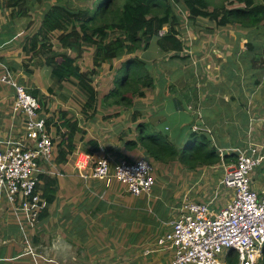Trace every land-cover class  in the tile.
<instances>
[{
	"label": "crops",
	"instance_id": "1",
	"mask_svg": "<svg viewBox=\"0 0 264 264\" xmlns=\"http://www.w3.org/2000/svg\"><path fill=\"white\" fill-rule=\"evenodd\" d=\"M50 2L55 4L52 0ZM43 3L40 5L36 1L34 6L39 5L45 8L46 2ZM34 9L35 7H32V16L36 24L29 31H24L27 20L11 19L10 11L4 8L0 9V79L4 70L8 69L16 75L21 83L31 89H38L40 91V95L37 97L41 107L40 113L49 118H56L53 114L55 111L70 112V108L73 106L70 104L71 107L62 109L59 102L54 104V101L59 97L54 90L52 91L55 80L49 79L47 67L45 72L48 75V81H45L43 85L38 79L40 78L44 82V78L40 77L38 71L37 75L34 73L30 76L23 71L24 58L26 57L23 48L26 38L35 33L41 21L37 14L39 10L34 11ZM153 45L157 46L156 43ZM157 50L148 59L150 73L155 79V86L153 89H148L149 92L146 93L145 98L136 100L145 101L143 103L145 110L137 107L138 109L135 111L140 115L141 121H149L154 124L159 119L158 122H160L165 114L171 117L176 122L171 134L172 139L176 138L175 143H179L181 140L182 143H185L187 136H181L179 131L182 128L186 131L189 123L192 124V127L198 126L205 132L211 133L215 130V133L220 136L219 143L221 145L218 148L225 151L237 147V141L233 139L232 131L238 133L239 142H244V145L245 141L247 143V135L250 137V134L255 131L264 134V110L258 113L249 109V103L264 105V97L262 99L256 96L257 94L264 95V74L259 73L261 84L256 85L257 90L254 95L248 94L247 87L240 84L238 86L239 97H233L229 91L230 97L228 98L226 85H231V79L227 78L225 74L217 81L214 79L219 78L220 65L243 66L241 58H239V62H232V58L225 50L206 53L198 51L200 54H196V51L191 49L190 58L184 61L171 59L169 55L163 54L158 46ZM240 52L243 53L242 50ZM141 55L139 56L141 57ZM127 58L124 57L121 62ZM206 61L208 62L206 63ZM183 62H186L187 66L182 64ZM106 66L108 65H104L103 69ZM83 70L85 69L83 68ZM254 75L252 74V78ZM0 83V149H2L10 141L23 139L24 129L22 118L14 114V111L12 112L15 102L14 89ZM68 84L70 83H63L62 88ZM189 88L190 92H188ZM189 96L192 100L189 99ZM194 105H197V109H193ZM105 109L109 111L107 106L105 108L99 106L95 119L100 117L99 112L105 111ZM113 110L120 116L127 112L123 107L115 106ZM133 114L134 112L130 114L131 123ZM77 115L76 118H78ZM78 120L84 133L76 136V149L62 164L56 162L57 146L61 142V136L53 124L50 127L55 143V157L52 162L41 164V168L44 171L42 175L46 174L58 180L59 190L55 202L48 209L47 216L40 219L36 226L31 227L25 213L15 210L7 201L0 199V264H60L64 263L63 261L68 264H87L86 259L88 257L92 259L95 252L100 254V260L104 264H164L157 257L160 252H155L156 240L170 230V224L175 219V214L183 202L191 199L189 198L191 194L189 195V191L184 190V185H182L178 192L172 193L173 200H170L160 192L169 188L164 186L165 183L162 184L161 190L158 189V177H156V185L151 195L140 197L131 195L125 187L117 182H113L110 187H107L100 180L93 179L91 177L93 164L99 157L108 155L113 163H117L121 159L139 160L141 157L137 158L136 155L143 156L142 158H145V155L143 151H140L141 149L127 151L124 141H122L121 151L104 146L103 143L90 135L88 128L84 127L89 120L85 118H78ZM223 121L224 123L221 124ZM247 122H249V129L246 132L243 131L244 137L242 128L243 123L246 125ZM133 125L136 126L134 123ZM166 129L168 130V127ZM129 133L130 130H127L126 133L124 132V136ZM130 136L134 137L135 134H130ZM120 138L117 137L116 140L119 141ZM249 140L261 145L264 144V135L260 142L254 138H249ZM91 141L100 146L99 152L94 154L89 152L93 150V146L90 145ZM179 146L181 145L179 144ZM232 163L233 161L229 164L224 162L227 167ZM222 167L223 163L221 162L207 168L213 170L217 176V173L222 172L225 175V169ZM260 168L264 169V162L255 172ZM205 169L206 167L202 171ZM157 171L158 163H155V172ZM255 172L254 176L259 173ZM261 173L262 179H259L261 183L255 177L253 178V187L262 194L264 193V171ZM84 175H89V177L85 178ZM223 178L216 180L209 193L202 192L199 195L202 197L201 200L205 201L203 196H209L210 199L213 193L217 194L222 189L225 195H230L229 201L232 193L231 190L225 189L221 185ZM191 200L195 202L196 198ZM214 200L213 198L207 203L214 202ZM224 205L215 207L214 203L213 208L219 209ZM27 246L30 247L29 250ZM137 250L141 253L136 254ZM125 257L126 260L123 261L122 259Z\"/></svg>",
	"mask_w": 264,
	"mask_h": 264
},
{
	"label": "trees",
	"instance_id": "2",
	"mask_svg": "<svg viewBox=\"0 0 264 264\" xmlns=\"http://www.w3.org/2000/svg\"><path fill=\"white\" fill-rule=\"evenodd\" d=\"M36 1L41 5L46 2L45 8L39 15L41 21L38 29L34 34L27 35L23 50L26 55H33L30 59L44 58L43 64L51 68L59 85L73 83L78 87L84 95L82 113L86 120H92L97 114L96 105L101 92L93 83L104 65L109 64L112 69V63L128 57L116 71L118 76L114 88L103 95V100L109 107L132 109L136 99L145 98L148 89L155 86L149 64L139 54L147 52L152 43H156L160 51L171 59L188 60L191 46L185 42L184 26L188 23L197 25L199 20L215 23L218 28L237 25L249 31L247 36L241 38L245 40L246 51L239 55L247 70L255 71V85L261 84L258 76L259 73L264 74V0H222L220 4H214L212 0H90L91 7L87 8L52 4L51 0H0V9L10 11L11 19L27 20L24 31H29L36 24L32 16ZM253 30H261L260 37L254 38ZM58 47L62 50H57ZM234 52L237 53L236 50ZM89 56L92 68L83 70L79 62ZM232 62L236 60L232 59ZM24 67L28 76L33 74L27 64L24 63ZM232 74L236 75L234 70ZM28 91L34 97L40 95L36 88H28ZM194 108L197 109V105ZM55 116L50 117L47 124L49 127L53 124L61 136L56 162L62 164L75 151L76 136L84 131L78 118H70L69 111L59 110ZM115 116L119 117L120 114L116 113ZM132 123L136 125L134 133L130 132L120 139L124 141L127 151L141 149L151 162L171 166L177 162L183 166L188 164L187 170L193 172L222 162L218 148L221 145L220 136L215 130L211 133L202 130L195 132L189 123L186 131L182 127L180 131L181 136H187L185 143L181 140L178 143L181 146L176 147V138L171 139L170 134L156 130L149 121H141L138 113L133 114ZM248 123H243V136V131L249 129ZM232 134L237 147H247L248 140L244 145V142H239L238 133L232 131ZM90 145L93 150L89 152L94 154L100 151V146L95 142L91 141ZM234 157L232 152H227L224 160L229 164L235 160ZM40 181L38 189L45 201L40 215L42 219L56 200L59 183L56 178L46 174L40 176ZM226 260L228 264H238L233 251L227 254ZM260 263L264 264V248Z\"/></svg>",
	"mask_w": 264,
	"mask_h": 264
},
{
	"label": "built area",
	"instance_id": "3",
	"mask_svg": "<svg viewBox=\"0 0 264 264\" xmlns=\"http://www.w3.org/2000/svg\"><path fill=\"white\" fill-rule=\"evenodd\" d=\"M1 82L15 91L14 114L23 120L24 137L0 149V199L25 213L28 224L36 226L45 207L38 189L44 172L41 164L55 157V143L47 122L40 113L37 97L10 70L5 69ZM193 131H200L198 126ZM227 152L234 161L225 166ZM225 175L221 185L231 190V198L221 208L213 202L185 201L170 224V230L156 240L157 251H174L170 264H228L230 251L238 264H258L264 248V193L253 187L252 175L264 162V144L252 140L247 147L219 149ZM155 167L147 158L121 159L113 163L108 155L93 164L91 177L107 187L113 182L135 196H150L156 185ZM87 178L89 175H84Z\"/></svg>",
	"mask_w": 264,
	"mask_h": 264
},
{
	"label": "rangeland",
	"instance_id": "4",
	"mask_svg": "<svg viewBox=\"0 0 264 264\" xmlns=\"http://www.w3.org/2000/svg\"><path fill=\"white\" fill-rule=\"evenodd\" d=\"M52 1L55 4H57V3L67 4V5H70L71 7H79V8L91 7L90 0H52ZM212 1L214 4H220L222 2V0H212ZM33 7H35L34 11L39 10V11H37L38 15H40V13H42L44 11V8L42 6L35 5ZM185 26H184V30H186L185 39L187 40L185 42L191 46V49L196 51V54L199 53L198 51H202V52L206 53V52H212L214 50H217V51L218 50H225L228 53L229 57H231L232 59L239 62V58L241 57L239 55L240 50H242V52L246 51L245 40L244 39L242 40L241 38L244 36H247L249 31L243 30L240 27H238L237 25H230V26L225 27V28H218L215 25V23L209 22L207 20H199L197 22V25H192V24L188 23ZM261 33H262L261 30L260 31L259 30H253L252 36L254 38L260 37ZM57 50L60 51L62 49L60 47H58ZM234 50H236L237 53H235ZM157 51H158L157 46L153 45V43H152L151 48L147 52L144 51L143 53L142 52L140 53V54H142L141 59H143L144 61H146L148 63V59L151 58L152 54H155ZM25 56L26 57L24 58V63L27 64V68H29L33 72V74L36 73V75H37V71H38L40 77L43 76L44 82H42V80L40 78L38 79L40 81V83H42V85H43V83H45V81L46 82L48 81V77H47L48 75L50 76L49 79L55 80V78L52 75L51 68L47 67L48 75L46 74V72H45L46 66L43 64L44 58L34 57L33 59H30L31 57H33L32 54L25 55ZM90 58H91L90 56L85 57V59H83V62H81L80 66H82V68H84V69L85 68L91 69L92 65H91V61H90L91 59ZM207 62L208 61H206V63ZM79 64H80V62H79ZM114 64H117V63L112 64L113 65L112 69L109 68L110 65L108 64V66H106L105 69H103L102 71H98V75L95 77V81H94L93 85L97 88L98 91L101 92V99L98 101V104L96 105L97 112H98L99 106L104 107V108L106 107V104L103 100V95L108 93L111 89L114 88V85H115L114 83H115V80L118 76L116 71L120 69L123 62L120 61L117 65H114ZM182 64L187 66L186 62H183ZM241 67L242 68L238 69L236 67H233L232 64H229L227 67H226V65H223V66L220 65V68L218 71L219 78L216 77L214 79L217 81V79H220L223 74H225L227 78L231 79V85H228L226 83L227 84L226 85L227 95H228L229 91H231L232 96L235 98L239 97L240 93L238 91V89H239L238 86L240 84H242V85L244 84L245 87H247L248 94H250V95L251 94L254 95L255 91L257 90V87L255 85V79L252 78V74H254L255 71L253 69L247 70L246 64H244ZM25 69H26V67L23 66V71L26 74ZM232 70H234L236 76H233ZM249 72H250V74H249ZM204 73L208 76V74L205 70H204ZM24 79H25V77H24ZM0 82H1V80H0ZM194 82H196V81H194ZM3 85H5V84H3ZM193 85H196V84L193 83ZM26 87L29 88L27 85H26ZM62 87L63 86L59 85L57 83V81L55 80V83L52 86V91L54 90L55 93H57L59 99L57 98L54 101L55 102L54 104H57L59 102V106H61L60 108H62V109L65 107L66 108L71 107V105H72L73 107L70 108V118L76 117L77 114H78L77 116L79 119L80 118L81 119L86 118V116L82 113V104H84V95L79 91L78 87L75 86L73 83L66 85V87L64 86V88H62ZM62 90H63V92H61ZM190 91H191V89L189 88L188 92H190ZM27 92L30 94L29 91H27ZM53 95H56V94H53ZM65 96H68V97H65ZM256 96H258L262 99L264 97L263 94H257ZM229 97L230 96L228 95V98ZM189 99H191V96H189ZM136 100H139V99L137 98ZM136 102L137 103L134 105V107L132 109L126 110L128 112V114H126L127 112H125L126 115L123 114L119 117L115 116L116 113H114L115 110H113V106L112 107L107 106L109 111H107L106 109H105V111H100L99 112L100 117L95 119L97 116V114H96L95 118L88 121V123H87L88 126L84 125V127L88 128L90 130V135L93 136L94 138H96L97 140H99L101 143H103L104 146H108V148L110 146V148H113L114 150L117 149L118 151H121L123 140L118 141V140H116V138L122 137V136L124 137V132L126 133L127 130H130V132L135 130V126L133 125V123H131V115L130 114L132 112L135 113V111L138 109L137 107L145 110V106L143 104V103H145V101L143 102L142 100H140V101H136ZM66 103H68V104H66ZM146 104H148V103H146ZM249 109H250V111H253V112L257 111L258 113H261V111L264 110V105H262V104L255 105V104L249 103ZM12 112H13V109H12ZM106 112H107V115H106ZM53 114L57 115L58 111H55V113H53ZM109 114H111V116ZM158 121L154 122V126H155L156 130L161 131L163 134H168V135L170 134L171 135L173 132L172 130L175 128L176 122L173 121L172 118L167 116L166 114L163 115V118L161 119L160 122H158ZM156 122H158V123H156ZM166 127H168V130L166 129ZM257 129L261 130L260 128H257ZM87 132L89 134V131H87ZM263 135H264L263 133L261 134V133H257L255 131L252 134H250V137H249V135H247L246 140H249V138H254L260 142V140L263 139ZM174 145L176 147H178L179 144L174 143ZM4 149H5V147L2 148V150H4ZM140 151H142V150H140ZM135 157H137V158L141 157L142 158L143 156L136 155ZM151 163L155 167V163L154 162H151ZM167 165H169V167H166V164L158 163V171L154 173V176H155V178L156 177L159 178L158 179V184H159L158 189L159 190L162 189L163 183H165L164 184L165 187L171 188V190H168L169 189L168 188L167 190L163 189L160 191L161 194L168 197L170 200H173L172 199V193L178 192L181 189L180 187L182 185H184V187H183L184 190H187V192L189 191V195L191 194L190 197L189 196L188 197L191 199L196 198L195 202L207 203L214 198L215 200H214L213 204L215 203V207H219V206L227 203L230 195L229 194L225 195L222 189H220V191H218L217 194L213 193L212 196L210 197V199H209V196H207V197L203 196L205 201L201 200L202 197L199 196L202 192H208L209 193L212 190L211 187L213 186V184L215 185L216 180L222 179V177H224V172L217 173V176H216V173H214L213 170H210L207 167H206L205 171H202L204 168H201V169L197 170L195 173L193 171L187 170V169H189L188 164H185L183 166L182 164L177 162L172 166H171V164H167ZM260 170L264 171L263 168H260L255 172L256 174L259 172L257 175H255V176L252 175V178L256 177V180L259 183H261L259 181V179H262V173ZM198 171H200V172H198ZM122 187H124V186H122ZM190 191H191V193H190ZM225 191L227 192V190H225ZM180 194H182V193H180ZM195 195H197L198 197ZM191 199H188L187 201H193ZM29 246H27L28 250L30 248ZM145 247H148V245H145ZM157 252H160L157 254V257H159V260L161 262H163L164 264H168L174 257V251H172V250H170L168 252L167 251H164V252L157 251ZM139 253H141V251L137 250L136 254H139ZM92 256H94V257H92V259H90L89 257L86 259L87 264H104L103 262H101V260H100L101 257H100V254L98 252H95ZM103 258L105 259L106 255ZM262 258H263V255H262ZM262 258L260 259V261L262 260ZM122 260L125 261L126 257ZM127 260H129V259H127ZM63 262L64 263H60V264H68L66 261H63ZM259 264H261V263H259Z\"/></svg>",
	"mask_w": 264,
	"mask_h": 264
},
{
	"label": "clouds",
	"instance_id": "5",
	"mask_svg": "<svg viewBox=\"0 0 264 264\" xmlns=\"http://www.w3.org/2000/svg\"><path fill=\"white\" fill-rule=\"evenodd\" d=\"M259 263H260V260H259ZM259 263H258V264H259Z\"/></svg>",
	"mask_w": 264,
	"mask_h": 264
}]
</instances>
